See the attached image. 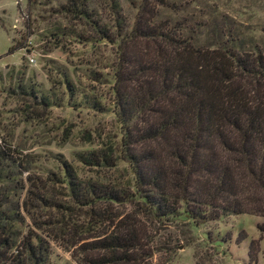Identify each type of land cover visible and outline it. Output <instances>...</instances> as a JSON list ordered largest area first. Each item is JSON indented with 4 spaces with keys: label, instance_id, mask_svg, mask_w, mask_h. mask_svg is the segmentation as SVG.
<instances>
[{
    "label": "rangeland",
    "instance_id": "374dc122",
    "mask_svg": "<svg viewBox=\"0 0 264 264\" xmlns=\"http://www.w3.org/2000/svg\"><path fill=\"white\" fill-rule=\"evenodd\" d=\"M66 1L0 0V156L9 157L2 165L12 162L3 170L1 201L15 220V245L43 240L48 264H82L73 242L104 229L88 222L86 209L70 200L65 174L116 187L130 180L125 162L106 169L79 161L88 152L114 155L120 130L112 114L113 75L118 59L122 76L131 69L121 61L127 48L119 58L114 45L62 12ZM161 1L166 6L154 0H87V10L115 43L116 34L128 37L140 18L185 24L194 46L243 45L264 53V0ZM137 222L147 247L138 264H264L259 216L229 215L194 225L142 215Z\"/></svg>",
    "mask_w": 264,
    "mask_h": 264
},
{
    "label": "trees",
    "instance_id": "16d2710c",
    "mask_svg": "<svg viewBox=\"0 0 264 264\" xmlns=\"http://www.w3.org/2000/svg\"><path fill=\"white\" fill-rule=\"evenodd\" d=\"M61 10L114 45L119 58L127 48L121 61L131 69L122 76L118 59L113 75L112 114L120 130L114 155L78 156L82 164L106 169L125 162L130 180L116 187L65 174L70 200L86 209L94 227H104L73 242L82 264L141 262L147 257L137 222L142 215L194 225L238 214L264 218V53L243 45L194 46L185 24L140 18L128 37L116 34L115 43L87 10V0H67ZM8 158L0 156V264H48L43 240L15 245V220L1 201Z\"/></svg>",
    "mask_w": 264,
    "mask_h": 264
}]
</instances>
